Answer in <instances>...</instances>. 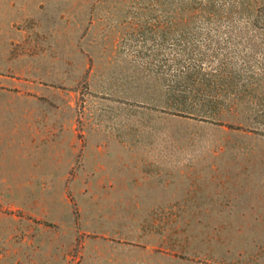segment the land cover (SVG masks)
I'll return each mask as SVG.
<instances>
[{
    "label": "rangeland",
    "instance_id": "1",
    "mask_svg": "<svg viewBox=\"0 0 264 264\" xmlns=\"http://www.w3.org/2000/svg\"><path fill=\"white\" fill-rule=\"evenodd\" d=\"M263 8L0 0V264L128 263L139 206L98 188L116 149L209 200L166 210L199 214L176 234L195 264H264Z\"/></svg>",
    "mask_w": 264,
    "mask_h": 264
},
{
    "label": "crops",
    "instance_id": "2",
    "mask_svg": "<svg viewBox=\"0 0 264 264\" xmlns=\"http://www.w3.org/2000/svg\"><path fill=\"white\" fill-rule=\"evenodd\" d=\"M50 75V74H49ZM3 113L0 111V117ZM2 118V117H1ZM112 136L120 140V134ZM123 135V134H122ZM123 136L122 139H126ZM106 155L105 150L102 153ZM111 163L104 161L106 176L98 188L104 190L105 203L139 206L129 215L130 220L142 224L123 226L128 234L130 250L135 252L127 264H195L190 251L178 249L176 234L183 230V221H199L196 212H167V206L198 205L209 202L200 200L199 188L194 183H181L175 179L183 174L177 169H168L167 160L160 155L145 154L143 151L116 149L111 152ZM144 157L141 161L138 158ZM110 168V169H109ZM143 206V208H140ZM145 208V210H144ZM143 210V211H141ZM120 220L124 215H117ZM126 218V219H129ZM182 222V223H180ZM183 243V237L180 238ZM187 254L182 258L179 254ZM191 257V258H190Z\"/></svg>",
    "mask_w": 264,
    "mask_h": 264
},
{
    "label": "trees",
    "instance_id": "3",
    "mask_svg": "<svg viewBox=\"0 0 264 264\" xmlns=\"http://www.w3.org/2000/svg\"><path fill=\"white\" fill-rule=\"evenodd\" d=\"M262 15H264V8L261 10H257V13L255 15V23L259 25L264 24V16L262 17Z\"/></svg>",
    "mask_w": 264,
    "mask_h": 264
}]
</instances>
